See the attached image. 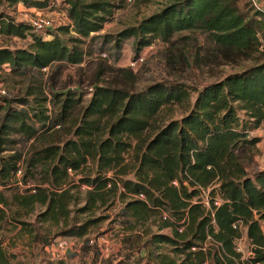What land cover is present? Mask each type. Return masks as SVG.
Here are the masks:
<instances>
[{"label":"trees","instance_id":"16d2710c","mask_svg":"<svg viewBox=\"0 0 264 264\" xmlns=\"http://www.w3.org/2000/svg\"><path fill=\"white\" fill-rule=\"evenodd\" d=\"M8 1L58 8L71 23L37 33L28 21L0 15V37L27 42L0 45V72L17 84L27 80L21 94L0 96V220L10 198L27 215L44 208L40 223L70 222L62 236L83 238L110 218L105 212L117 199H129L123 215L140 221L156 214L161 222L144 248L171 246L186 264H246L237 251L245 229L248 264H264V169L255 167L260 139L253 136L264 124V8L254 0H169L139 23L101 34L129 2L151 0H63L58 7L51 0ZM156 42L174 70L252 64L204 85L167 77L139 88L138 74L116 65L128 43L137 61ZM84 65L96 68L86 91L80 83H56L64 70ZM175 108L184 112L180 119L171 117ZM58 130L71 138L58 139ZM90 165L79 180L85 204L77 208L81 199L72 190L80 185L72 176ZM84 215L93 219L77 221Z\"/></svg>","mask_w":264,"mask_h":264},{"label":"rangeland","instance_id":"374dc122","mask_svg":"<svg viewBox=\"0 0 264 264\" xmlns=\"http://www.w3.org/2000/svg\"><path fill=\"white\" fill-rule=\"evenodd\" d=\"M51 1H54L56 5H60L63 0ZM254 1L259 7H263V0ZM168 3L169 0H151L142 5L129 2L125 9L116 12L113 22L106 24L101 34L117 33L126 26L135 25L160 11ZM56 10L60 11V9ZM44 12L49 16L51 15V17L54 15L52 13L54 10H45ZM3 14L10 15L16 21L27 22L35 17V10L27 9L22 5H11L8 0H0V15ZM0 45L15 49L26 46L27 42L18 38L0 37ZM163 47L164 45L161 42H156L151 47L146 48L141 53L139 60L134 65H131L134 62V53L131 44L128 43L124 50L123 60L116 67L130 68L137 73L140 79L137 86L142 88L155 80L167 77L188 82L190 85H204L218 81L228 74L241 71L252 64L251 62H245L240 65L212 68L211 65L204 63L202 66L178 65L176 67L177 70L176 68L174 70L171 66H166V60L160 52ZM94 52L95 57H97L99 53L98 47L94 48ZM90 67L84 65L80 72L74 68L66 69L62 77L56 80V83L71 89H75L80 83L83 90L86 91L92 74L96 69L95 66ZM0 73V76L5 81V84H1L13 96L21 94V89L27 84V80H21L22 82L17 84L19 80H9L5 76L8 73L7 70L3 69ZM44 79L46 78L44 77ZM86 99L88 100V97ZM183 114L184 112L181 108H175L171 117L180 119ZM57 136H60L61 138L58 139L62 140L71 138V135L66 130H58ZM253 136L260 139L256 152L255 167L264 169V124L253 133ZM91 168L90 165L88 169L83 170L82 174L72 176L74 180L72 185H80L79 188L73 186L72 190L81 199L80 203L77 204V208L84 206V193L87 189L84 188L86 186H83L79 180L86 177ZM132 178L133 175H129L124 179ZM30 183L33 185L34 182ZM40 186L46 187L45 185ZM1 190L5 191L3 187L0 188ZM5 195L8 198L10 197L9 192L5 193ZM205 199L206 195H204ZM128 200L117 199L114 206L108 212H105V215H109L110 218L104 220L97 227H92L85 237L70 238L73 240L74 245L72 250L64 255L63 253L58 254L54 247L53 249L51 248V245L57 239L64 237L61 233L63 230L68 229L66 227L70 222L62 221L60 224L40 223L37 217L44 211V208L38 206L34 213L27 215L25 210L20 209L9 198V208L1 206L2 209H5V213L2 220H0V242L5 254L6 264H137L140 259H142L140 264H169L170 262L186 264L184 255L182 257L176 252H172L173 248L171 246L162 245L160 248L155 249L151 248L152 245H148L144 248L145 243L152 235L159 233L161 222L156 214H152L148 220L142 219L140 221L131 220V218L123 215V208ZM75 215V212L71 213L72 217ZM85 219H93V217L84 215L78 217L77 221ZM73 223H71L72 226ZM162 232L171 234L170 229H165ZM243 236H246L245 232ZM44 238H49L51 245L45 244ZM240 240L237 246L241 247L243 251L241 253L244 255L242 259L248 264L249 257L253 256V252L249 244L246 243L247 239L245 241ZM87 243L89 247L86 248ZM141 255L144 256L141 257Z\"/></svg>","mask_w":264,"mask_h":264},{"label":"built area","instance_id":"2783aa9c","mask_svg":"<svg viewBox=\"0 0 264 264\" xmlns=\"http://www.w3.org/2000/svg\"><path fill=\"white\" fill-rule=\"evenodd\" d=\"M56 7H58V5H56ZM58 9V8H57ZM35 10V17L32 18L31 20H29L28 22H30L32 24V26L34 27L35 31L37 33H44L48 30H52L54 28L60 27V26H67L69 25L71 22L67 16V14L64 11H57L56 9L54 10V15L53 17H51V15L49 16L47 13H45L44 11H39V10ZM56 12H60V13H56ZM56 20V21H55ZM137 61H134L131 65H134V63H136ZM0 96H4L6 98H12L13 95L0 83ZM21 175V171L18 172V176ZM176 184V183H174ZM86 188V187H84ZM209 191L203 190L202 189V203L209 205ZM204 195H206V199L204 200ZM131 198L133 199H141L144 200L145 197L143 195H131ZM216 205L219 204V202L215 203ZM166 218V217H165ZM237 225H239L240 228H242L241 224H235L234 228H237ZM244 232L246 233V230L244 229ZM246 240V236H243L241 238L240 241H245ZM73 240L70 238H59L57 239L52 245L51 248L53 249V247L56 249V251L59 253H63L64 255L67 254L68 251L72 250L73 247ZM237 251L238 252H243L240 246H237Z\"/></svg>","mask_w":264,"mask_h":264},{"label":"crops","instance_id":"0c3cea01","mask_svg":"<svg viewBox=\"0 0 264 264\" xmlns=\"http://www.w3.org/2000/svg\"><path fill=\"white\" fill-rule=\"evenodd\" d=\"M260 1H261V0H260ZM263 3H264V0H263ZM263 3H262V4H263ZM262 8H264V5H263V7H262Z\"/></svg>","mask_w":264,"mask_h":264}]
</instances>
